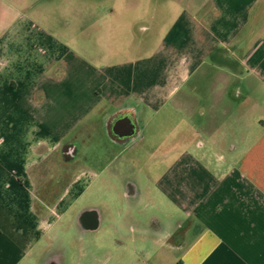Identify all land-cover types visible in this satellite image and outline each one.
<instances>
[{"label": "crops", "instance_id": "0c3cea01", "mask_svg": "<svg viewBox=\"0 0 264 264\" xmlns=\"http://www.w3.org/2000/svg\"><path fill=\"white\" fill-rule=\"evenodd\" d=\"M117 2L68 0L65 42L54 8L0 0V264H264V0H147L126 44ZM101 179L122 206L78 234Z\"/></svg>", "mask_w": 264, "mask_h": 264}, {"label": "rangeland", "instance_id": "374dc122", "mask_svg": "<svg viewBox=\"0 0 264 264\" xmlns=\"http://www.w3.org/2000/svg\"><path fill=\"white\" fill-rule=\"evenodd\" d=\"M34 2V0H32ZM36 1H42L43 3L41 4L42 8L47 7L48 10L50 7L54 8L53 9V17L55 19H53V26H55L59 31V37L62 41L67 42V40H70L71 37H74V33H69L67 32L66 29L72 30L73 28H76V20H75V16L73 15L72 12H81L83 6L82 3L75 5V7L73 9H71L70 7H68V0H36ZM81 1V0H80ZM123 2H117L115 4H110V3H106V4H102L103 6H105L104 8L107 10H110V8L114 7L116 10H119L122 12V16H119V18L117 17V19H113L112 22L117 21L118 23H122L121 26V34H122V39L123 43L126 44L127 42L130 41V39H128V34L130 33L131 28L133 27L132 24L134 21L137 20L136 16L140 14H142L141 17H143L144 14V19H140L138 21H141L139 23H143V22H149L150 20L147 19V15H146V11L148 9H146L147 7V0H122ZM203 1V0H201ZM205 1V0H204ZM163 6L162 3H156L155 4V8L156 10L161 9V7ZM44 10V9H42ZM150 11V10H149ZM121 17V18H120ZM41 21H45V20H41ZM107 23L111 22V18H107ZM110 24V23H109ZM113 25V24H112ZM109 27V26H108ZM115 27V26H113ZM113 30V29H112ZM68 33V34H67ZM117 34H120V32H116ZM115 35L112 32V34L110 35L111 38H113ZM79 38L76 41H79L81 43V35L76 36V38ZM161 129H155L154 130V134H156L157 132H160ZM101 148L99 147H92L90 152H89V160H90V164L93 167L95 164V160H97L98 155H99V150ZM148 151H150V148L146 145V144H142L138 147V149H136V152L141 156H143V158L147 159L148 156ZM133 154H135V151L133 152ZM93 164V165H92ZM137 166L140 167L141 166V162L137 163ZM113 169H117V166H114ZM122 174H124V176L129 177L130 179H134L135 177L131 174L132 173V169H123L122 170ZM130 175V176H129ZM122 177V176H121ZM122 180V179H121ZM110 181V180H109ZM116 182V180H112V182ZM118 181V180H117ZM111 182V181H110ZM120 185V184H118ZM91 192L88 193L80 203L77 204V209L80 208H84L86 206H109V205H114L116 207H121L122 206V202L119 201V197L117 196V191L115 189H106L104 185H102V179L101 180H96V182L94 183L93 187L90 190ZM111 234V232L109 233Z\"/></svg>", "mask_w": 264, "mask_h": 264}, {"label": "flooded vegetation", "instance_id": "af4514ba", "mask_svg": "<svg viewBox=\"0 0 264 264\" xmlns=\"http://www.w3.org/2000/svg\"><path fill=\"white\" fill-rule=\"evenodd\" d=\"M128 119L132 120V123L134 127L131 126ZM119 122V123H118ZM118 123V128L115 129V126ZM119 134L126 135L123 138H120L116 136L115 131ZM112 135L115 138L116 144L120 146H127V150L131 151L132 149L136 148V146L140 143L141 139V130L138 128L135 121L132 119V117L128 115H122L118 117L115 120V124L112 128ZM76 150L78 148L76 146L68 148L67 154H75ZM122 158V157H121ZM132 170L133 168L130 167ZM127 168V169H130ZM118 171V169H116ZM119 172V171H118ZM117 174H120L122 177L121 180V186L124 190H126V193L128 195V201L130 202H138L139 201V192H136L135 190V184L132 182V180L124 176L121 172ZM120 178V179H121ZM107 217H111V212L108 207L106 206H86L85 210L80 214L78 218V234L86 235V234H92L94 233L93 230L96 228L98 222L100 220H105Z\"/></svg>", "mask_w": 264, "mask_h": 264}, {"label": "water", "instance_id": "95a60500", "mask_svg": "<svg viewBox=\"0 0 264 264\" xmlns=\"http://www.w3.org/2000/svg\"><path fill=\"white\" fill-rule=\"evenodd\" d=\"M128 121H129V123L131 124V126L134 127V125H133V123H132V120L128 119ZM118 123H119V122H118ZM118 123H117V125L115 126V129L118 128ZM114 132H115L116 136H118V137H120V138H123V137L126 136V135L119 134L118 132H116V130H115Z\"/></svg>", "mask_w": 264, "mask_h": 264}]
</instances>
